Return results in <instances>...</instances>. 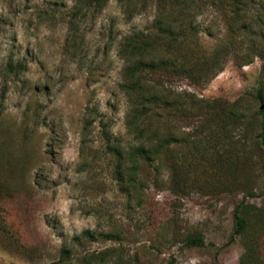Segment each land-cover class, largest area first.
Segmentation results:
<instances>
[{
	"label": "rangeland",
	"instance_id": "1",
	"mask_svg": "<svg viewBox=\"0 0 264 264\" xmlns=\"http://www.w3.org/2000/svg\"><path fill=\"white\" fill-rule=\"evenodd\" d=\"M107 1L0 0V264H87L108 249L119 264L263 256L264 0ZM128 43L149 53L128 58ZM141 59L162 96L154 124L176 141L130 197L113 147L141 140L123 87Z\"/></svg>",
	"mask_w": 264,
	"mask_h": 264
},
{
	"label": "trees",
	"instance_id": "2",
	"mask_svg": "<svg viewBox=\"0 0 264 264\" xmlns=\"http://www.w3.org/2000/svg\"><path fill=\"white\" fill-rule=\"evenodd\" d=\"M79 1V0H77ZM81 2L86 1L89 6H95L96 8L102 7L107 3V0H80ZM138 39V38H137ZM140 41V39H138ZM145 42V41H144ZM131 45V46H129ZM122 53L124 55H130L135 53L139 57L147 55L149 53V48L144 45H135L133 43H128L126 46L122 47ZM172 57V55L170 56ZM143 59L131 62L125 66V74L127 76L126 82L123 84L125 92L130 97L131 110L128 113L127 127L134 132L138 137H140V142L133 145L130 149L121 150L115 145L113 147V153L117 156L120 163L115 173V177L118 181L119 187L128 196L133 197L135 194L144 193L143 185L144 178L140 176L142 173V166L144 163H150L152 166L160 164L162 152L164 147L168 143L176 141L174 132L165 131L161 126L154 124L157 122L153 119L157 116V111L161 109L162 106V96L154 94L155 89L147 83V81L142 76V66L144 65ZM158 92V91H155ZM260 98V108L259 114L261 117V134L260 142L264 148V97L262 94L259 95ZM108 129L104 132V136L110 139L108 135ZM109 142V140H108ZM125 157L126 162L123 160ZM142 189V190H141ZM248 220L245 214L241 213V207L237 208V224L235 228V234H244L247 230ZM84 234L92 235L90 230H84ZM107 236H112L111 233H107ZM205 240L202 235L199 234H189L187 237L188 245H195L197 243L204 244ZM71 250L64 249L61 260L70 259ZM122 258L120 252H116L114 249H108L105 253H102L97 258L92 257L87 264H119L118 258ZM239 264H264V255H260L257 251L249 249L246 251Z\"/></svg>",
	"mask_w": 264,
	"mask_h": 264
}]
</instances>
